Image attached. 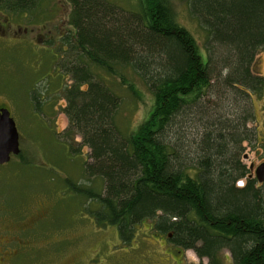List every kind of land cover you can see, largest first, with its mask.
I'll return each mask as SVG.
<instances>
[{
    "label": "trees",
    "instance_id": "16d2710c",
    "mask_svg": "<svg viewBox=\"0 0 264 264\" xmlns=\"http://www.w3.org/2000/svg\"><path fill=\"white\" fill-rule=\"evenodd\" d=\"M42 1L0 0V10L27 16ZM67 1L57 66L71 82L62 88L61 139L76 154L80 138L89 149L83 176L103 182L100 193L71 184L95 224L114 226L126 246L148 222L206 264H264V182L242 161L243 143L255 146L259 136L253 99L264 75L252 64L264 50V0H187L205 31L203 50L177 21L173 0H139L134 10ZM117 67H129L152 98L128 133L115 119L120 95L96 72L116 76Z\"/></svg>",
    "mask_w": 264,
    "mask_h": 264
},
{
    "label": "rangeland",
    "instance_id": "374dc122",
    "mask_svg": "<svg viewBox=\"0 0 264 264\" xmlns=\"http://www.w3.org/2000/svg\"><path fill=\"white\" fill-rule=\"evenodd\" d=\"M107 1L123 9L139 8V0ZM186 1L173 0L176 19L203 50L205 31ZM69 12L67 0H43L27 16L0 12V107L10 110L20 149L0 164V264H206L193 250L169 244L148 222L137 227L130 245H122L115 227L95 224L84 193L71 189L74 183L100 193L103 182L83 176L89 149L80 138L71 144L80 149L76 154L61 139L68 124L62 88L71 81L57 61ZM252 69L264 75V50L256 54ZM97 71L120 95L118 126L131 132L151 108L149 91L129 67H117L116 76ZM30 94L37 97L39 110ZM253 102L256 121L251 125L257 127L258 143H243L242 161L254 177V169L264 162V88ZM221 255L228 263V253Z\"/></svg>",
    "mask_w": 264,
    "mask_h": 264
},
{
    "label": "water",
    "instance_id": "95a60500",
    "mask_svg": "<svg viewBox=\"0 0 264 264\" xmlns=\"http://www.w3.org/2000/svg\"><path fill=\"white\" fill-rule=\"evenodd\" d=\"M19 135L8 108H0V164L10 160L19 153ZM251 168V167H250ZM258 182H264V162L254 170Z\"/></svg>",
    "mask_w": 264,
    "mask_h": 264
},
{
    "label": "flooded vegetation",
    "instance_id": "af4514ba",
    "mask_svg": "<svg viewBox=\"0 0 264 264\" xmlns=\"http://www.w3.org/2000/svg\"><path fill=\"white\" fill-rule=\"evenodd\" d=\"M0 12H2L1 10H0ZM2 13H4V12H2ZM1 108V107H0ZM254 169V168H253ZM255 170V169H254ZM255 175V174H254ZM249 177H253L252 176V172L250 171V169H249ZM255 177V176H254ZM3 250H0V253L2 252Z\"/></svg>",
    "mask_w": 264,
    "mask_h": 264
}]
</instances>
